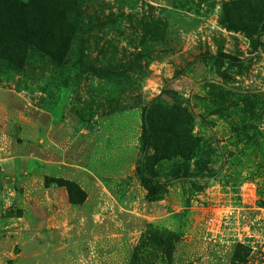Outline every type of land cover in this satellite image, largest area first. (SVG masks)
<instances>
[{
	"label": "rangeland",
	"instance_id": "1",
	"mask_svg": "<svg viewBox=\"0 0 264 264\" xmlns=\"http://www.w3.org/2000/svg\"><path fill=\"white\" fill-rule=\"evenodd\" d=\"M59 5L0 45V264H264V0Z\"/></svg>",
	"mask_w": 264,
	"mask_h": 264
},
{
	"label": "trees",
	"instance_id": "2",
	"mask_svg": "<svg viewBox=\"0 0 264 264\" xmlns=\"http://www.w3.org/2000/svg\"><path fill=\"white\" fill-rule=\"evenodd\" d=\"M59 3L60 0H0L4 5V9H0V45L4 53L21 55L20 51L34 44L58 55L67 43L63 25L55 24V19L60 24L64 22L65 10ZM159 107L158 123L154 128L174 133L173 124L179 119L178 111L163 105ZM160 144L174 156H185L167 142L161 141Z\"/></svg>",
	"mask_w": 264,
	"mask_h": 264
},
{
	"label": "built area",
	"instance_id": "3",
	"mask_svg": "<svg viewBox=\"0 0 264 264\" xmlns=\"http://www.w3.org/2000/svg\"><path fill=\"white\" fill-rule=\"evenodd\" d=\"M261 208H262V209H263V211H264V206H262Z\"/></svg>",
	"mask_w": 264,
	"mask_h": 264
}]
</instances>
